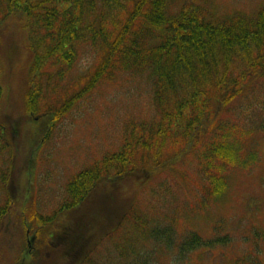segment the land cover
Here are the masks:
<instances>
[{"label": "trees", "instance_id": "trees-1", "mask_svg": "<svg viewBox=\"0 0 264 264\" xmlns=\"http://www.w3.org/2000/svg\"><path fill=\"white\" fill-rule=\"evenodd\" d=\"M172 1L0 0V24L15 10L27 21L30 115L58 119L97 84L120 73L144 74L152 87V120L127 123L118 151L97 159L67 182L60 209L82 202L103 178L148 167L151 158L155 167L194 151L201 165L197 192L202 200L208 190L215 194L218 187L223 189L224 171L257 163L254 138L264 133V4L252 13L215 17L192 4L171 12ZM83 55L90 63L78 71ZM202 122L207 129H202ZM198 130L206 133L191 147ZM244 131L252 140L239 135ZM6 149L0 125V152ZM170 202L155 204L154 209L132 204L106 234L117 241L112 249L109 246L103 264H163V253L169 255V264H182L200 251L212 254L218 246H236L239 239L225 232L206 237L189 227L179 229ZM4 208L0 206V219ZM33 213L29 221L41 216L36 209ZM259 240L264 235L258 230L242 236L249 249L232 264H254L251 255Z\"/></svg>", "mask_w": 264, "mask_h": 264}, {"label": "rangeland", "instance_id": "rangeland-1", "mask_svg": "<svg viewBox=\"0 0 264 264\" xmlns=\"http://www.w3.org/2000/svg\"><path fill=\"white\" fill-rule=\"evenodd\" d=\"M190 4L204 8L207 15L224 17L252 13L264 0H173L169 10L181 6L187 10ZM29 50L26 18L15 10L0 24V125L7 144L6 151L0 152V206H5L0 219V264H85V259L103 264L109 246L112 249L117 241L115 236L108 240L106 234L131 205L154 209L165 200L171 201V213L176 209L179 229L189 227L206 237L225 232L241 242L233 249L218 246L212 254L200 251L182 264H232L249 249L242 236L250 237L254 230L264 235V133L254 138L257 163L224 171L226 185L215 194L208 190L205 200L197 192L199 157L191 151L155 167L151 158L148 167L103 178L88 189L82 202L60 209L67 182L97 159L118 151L127 123L152 120V87L144 74L120 73L97 84L58 119L37 118L26 110ZM89 63L90 57L81 56L76 70L86 69ZM205 133L198 130V140L191 147ZM239 135L252 140L248 132ZM35 209L41 216L29 221ZM256 245L253 263L264 264V240ZM159 258L169 264V255Z\"/></svg>", "mask_w": 264, "mask_h": 264}]
</instances>
